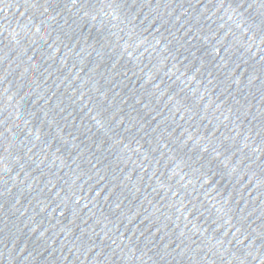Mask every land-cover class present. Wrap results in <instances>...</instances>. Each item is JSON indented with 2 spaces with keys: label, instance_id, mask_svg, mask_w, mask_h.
Masks as SVG:
<instances>
[{
  "label": "water",
  "instance_id": "1",
  "mask_svg": "<svg viewBox=\"0 0 264 264\" xmlns=\"http://www.w3.org/2000/svg\"><path fill=\"white\" fill-rule=\"evenodd\" d=\"M0 264H264V0H0Z\"/></svg>",
  "mask_w": 264,
  "mask_h": 264
}]
</instances>
